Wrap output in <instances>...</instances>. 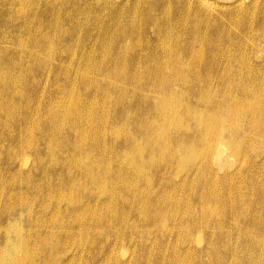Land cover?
<instances>
[{
  "label": "bare ground",
  "instance_id": "1",
  "mask_svg": "<svg viewBox=\"0 0 264 264\" xmlns=\"http://www.w3.org/2000/svg\"><path fill=\"white\" fill-rule=\"evenodd\" d=\"M74 1L0 0V264H264V0Z\"/></svg>",
  "mask_w": 264,
  "mask_h": 264
},
{
  "label": "rangeland",
  "instance_id": "2",
  "mask_svg": "<svg viewBox=\"0 0 264 264\" xmlns=\"http://www.w3.org/2000/svg\"><path fill=\"white\" fill-rule=\"evenodd\" d=\"M117 3H120V2H122V3H125L126 1L125 0H115ZM114 1V2H115ZM123 1H125V2H123ZM75 2V4H76V6H78L80 9H82V10H86L87 8V10H88V12H89V14L91 15H97V14H99V13H102V8H103V3H105L106 1L105 0H103V1H101V0H93V1H90L89 0V2L88 1H84V0H76V1H74ZM91 2V3H90ZM94 2H95V4H94ZM218 2L219 3H222V2H224L223 0H218ZM100 3V4H99ZM98 5V6H97ZM60 7V5L58 6V8ZM68 7V8H67ZM57 8V10L55 11L54 10V12H53V16L54 17H56L55 15H61L60 16V18L62 19V20H60L59 21V23H58V25L56 26V31H57V33L58 34H61V33H63V34H66L65 32L66 31H69L70 30V26H71V24H70V21H66V19L67 18H71L72 16H74L73 15V13H71L72 12V9H71V6H69V5H65V6H61L59 9ZM3 9V5H0V11ZM62 9V10H61ZM67 9V10H66ZM69 9H70V11H69ZM61 11V12H60ZM71 14V15H70ZM66 15V16H65ZM78 16V15H77ZM77 16H76V20H77ZM87 16V15H86ZM84 17H82L81 15L80 16H78V19H79V21L80 20H82ZM62 22H63V24H62ZM60 24V25H59ZM66 25V26H65ZM68 26V27H67ZM65 29V30H64ZM68 29V30H67ZM49 31V29H46V30H43L42 31V33H44V32H46V31ZM4 31L5 32H10L9 31V28H6V29H4ZM79 33L81 34L82 33V31H79ZM93 34V36H95L96 35V31L95 32H93L92 33ZM65 39H67V37H65V38H61L59 41H54L53 42V46H52V49H54V51H55V49L56 48H58L59 46H63V41L65 40ZM10 41H11V38H10ZM10 47H12L11 45H10V43L7 41V43H6V41L5 42H3V41H0V49H4V48H8V50H9V55L12 57V58H14L15 60H22V62L23 63H25L24 64V66L26 65V69H27V67L29 68L30 67V64H28V63H30L29 62V60H28V55L30 54V51H29V49H27L26 51H25V53L23 54V52H22V54H21V51H20V49L19 50H15V49H10ZM21 54V55H20ZM76 54H78L77 52H76ZM10 57V58H11ZM5 61H7V58L6 57H3V58H1V60H0V66H3L4 65V63L3 62H5ZM29 65V66H28ZM21 85H23V84H21ZM21 85H18V87H16L17 88V92H19V94H24V93H26L25 92V90H24V88H25V86L23 85V86H21ZM28 85V83L26 84V86ZM19 87H20V89L22 90H20L19 89ZM5 97V96H4ZM5 98H7V97H5ZM8 99V104H9V106H11V105H13V104H16V105H24V103H22V101L20 100V98H19V96L16 98H14V99H12L13 101H10L9 99L10 98H7ZM8 147H9V145H6L5 144V146L2 148V145L0 144V176H2V177H4V178H6V179H8V180H10V182H11V178L13 177V174L9 171V168H7L6 166H5V164H4V161H3V158L5 157V151L7 152V150H8ZM4 149V150H3ZM2 151V152H1ZM45 158V161H47L48 160V158H46V156L44 157ZM27 159V158H26ZM31 159V160H30ZM27 161H28V168H29V170H31V171H33L34 169L32 168V158L30 157V158H28L27 159ZM20 163L22 164V160L20 159V157H18L17 158V160L15 159V161H14V167H16V168H19L20 167ZM32 164V165H31ZM56 174V173H55ZM57 175V174H56ZM56 175H54V177H53V181L54 182H56L57 181V177H56ZM2 177H0L1 179H2ZM0 179V181H3V180H1ZM16 182H19V179H18V177H16ZM18 184V183H17ZM5 185V187L7 186V184H4ZM4 185L2 184V183H0V191H1V189H3V187H4ZM221 187H220V189H219V193L223 196V198H225L226 200H228V199H230L231 201H233L235 198H236V196L237 195H243L244 194V196H247V195H249L250 193H251V191H249V189H246V188H244V187H241V189H223V188H225V186H223L222 187V185H220ZM19 188V186H17V187H15V189H12V191L11 192H14V194L15 193H17V195L16 196H14L13 198H19V197H22V198H30V196L31 197H35V195L37 194H39V191H35V190H33V189H24V188H22V189H18ZM154 189H157L156 187L154 188ZM6 191H7V193L9 192V190H11V189H5ZM14 190V191H13ZM20 190H24L23 192L22 191H20ZM26 190V191H25ZM159 189H157L156 191H158ZM230 190V191H229ZM201 191V189H198V193ZM25 192H27V193H25ZM38 192V193H37ZM19 193H24L25 195L23 196V195H21L20 196V194ZM29 193H30V196H29ZM33 193V194H32ZM19 195V196H18ZM86 196H88V195H83V197L85 198ZM40 197V196H39ZM117 199V202L118 203H120V204H122L123 202L122 201H125L126 199H127V196H125L124 198H116ZM6 201H5V199L2 201V202H0V217H1V212L3 211V209L7 206H9V205H17L18 204V201L16 202V201H14V202H12V203H5ZM39 206L40 205H37V207L35 208V210H39ZM262 207H263V209H264V199H263V202H262ZM5 222V221H4ZM3 222V223H4ZM19 222V223H18ZM15 223H16V225L21 229V231H22V233H23V235L24 234H27L28 232V230H26V228L28 229V223L26 222V220L24 219V220H22V219H20V218H18L17 217V219H16V221H15ZM241 225H243V223L241 222ZM22 226V227H21ZM24 229V230H23ZM3 235V234H2ZM2 235L0 236V239H2L3 237H2ZM150 238V239H149ZM154 241V239L152 238V236H150V237H146V238H144V239H141V240H139V239H137V240H135L133 243H130V242H125V243H123L122 245H121V248H119L118 249V251H117V256L118 257H121V256H123V255H125L126 257H124V261H127V260H129L131 257H133V259H137V263H139V264H148V263H146V257H147V251L149 250L148 248H149V246H150V244L152 243ZM135 246V247H134ZM140 247H142V249H144V251H142L141 249H140ZM151 247V246H150ZM202 247H204V245H202ZM201 247V248H202ZM128 248V250H126ZM121 249H125V250H122V251H124V252H121ZM132 249H134V251L132 250ZM148 249V250H147ZM129 252V254H125V253H128ZM132 251V252H131ZM120 252H121V254H120ZM123 254V255H122ZM131 256V257H130ZM76 257H78V256H76ZM132 259V258H131ZM263 260H264V257H263ZM81 262L80 263H78V261H76L75 262V264H92V262H91V258H90V256L89 255H85L81 260H80Z\"/></svg>",
  "mask_w": 264,
  "mask_h": 264
}]
</instances>
